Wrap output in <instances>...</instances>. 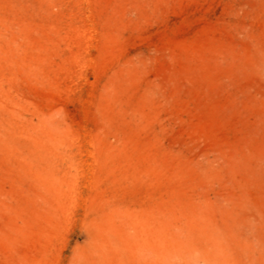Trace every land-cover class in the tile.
Listing matches in <instances>:
<instances>
[{
	"label": "rangeland",
	"instance_id": "1",
	"mask_svg": "<svg viewBox=\"0 0 264 264\" xmlns=\"http://www.w3.org/2000/svg\"><path fill=\"white\" fill-rule=\"evenodd\" d=\"M0 264H264V0H0Z\"/></svg>",
	"mask_w": 264,
	"mask_h": 264
}]
</instances>
